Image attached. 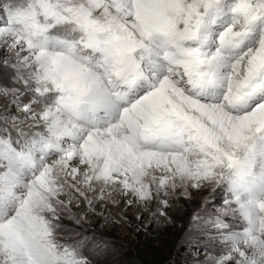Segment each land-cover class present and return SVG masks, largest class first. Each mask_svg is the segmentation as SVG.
Returning <instances> with one entry per match:
<instances>
[{"label": "snow or ice", "instance_id": "6c2138e0", "mask_svg": "<svg viewBox=\"0 0 264 264\" xmlns=\"http://www.w3.org/2000/svg\"><path fill=\"white\" fill-rule=\"evenodd\" d=\"M0 65V264H97L65 218L205 189L201 264H264V0H0Z\"/></svg>", "mask_w": 264, "mask_h": 264}, {"label": "rangeland", "instance_id": "374dc122", "mask_svg": "<svg viewBox=\"0 0 264 264\" xmlns=\"http://www.w3.org/2000/svg\"><path fill=\"white\" fill-rule=\"evenodd\" d=\"M13 75L11 69L0 65V86L13 87ZM5 109L21 115L18 109L0 96V112ZM31 123V120L25 122ZM208 195L209 190L205 189L193 190L190 198L171 197L173 206L169 209L168 218H160L158 222L153 219L152 210L142 211L143 206L139 203L133 207H128L126 203H120L119 206L106 203L102 215L87 214L83 227L67 218L63 223L66 227L76 228L86 235H94L108 242L110 248L96 258L97 264H201L206 253L201 245L193 248L187 240V234L192 216L200 211ZM130 198L126 197L125 200ZM223 198L224 193L218 191L214 201L219 205ZM72 211L86 214V205L81 201L78 207L72 205ZM109 211L113 222L103 226ZM141 214L142 218L138 219Z\"/></svg>", "mask_w": 264, "mask_h": 264}]
</instances>
